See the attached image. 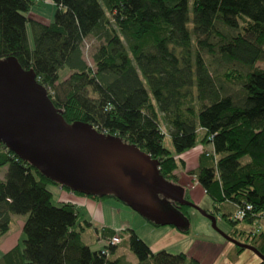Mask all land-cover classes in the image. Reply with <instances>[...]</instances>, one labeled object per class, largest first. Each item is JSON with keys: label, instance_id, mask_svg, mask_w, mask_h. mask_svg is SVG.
I'll use <instances>...</instances> for the list:
<instances>
[{"label": "trees", "instance_id": "1", "mask_svg": "<svg viewBox=\"0 0 264 264\" xmlns=\"http://www.w3.org/2000/svg\"><path fill=\"white\" fill-rule=\"evenodd\" d=\"M40 1L0 0V59L33 69L67 122L91 123L158 159L160 175L186 200L189 190L175 173L184 164L179 156L210 146L191 171L213 200L214 210L206 211L245 223L230 236L241 235L264 255V68L257 64L264 62V0H50L57 6L50 22L28 15ZM91 36L100 42L93 65L82 49ZM3 166L0 233L10 230L14 214L27 218L22 243L0 250V264H120L109 257L117 246L106 242L107 254L85 243L75 203L53 200L50 185L69 187L0 142ZM151 191L181 212L188 233L191 206ZM223 203L252 209L238 221ZM114 231L105 227L103 234L108 240ZM125 231L136 264H200L184 251L154 252L134 229Z\"/></svg>", "mask_w": 264, "mask_h": 264}, {"label": "water", "instance_id": "2", "mask_svg": "<svg viewBox=\"0 0 264 264\" xmlns=\"http://www.w3.org/2000/svg\"><path fill=\"white\" fill-rule=\"evenodd\" d=\"M0 142L73 192L112 194L156 224L184 225L181 212L155 189L198 209L217 229L214 214L184 199L183 189L160 175L158 159L91 123L67 122L34 70L13 57L0 59ZM223 235L264 259L255 246Z\"/></svg>", "mask_w": 264, "mask_h": 264}, {"label": "rangeland", "instance_id": "3", "mask_svg": "<svg viewBox=\"0 0 264 264\" xmlns=\"http://www.w3.org/2000/svg\"><path fill=\"white\" fill-rule=\"evenodd\" d=\"M56 10L57 6L54 3H52L50 0H44L35 4L29 11L28 15L32 18L39 19L44 22H50L53 20ZM29 39L30 42L33 43V37L30 27ZM99 44L100 42L92 36L87 37L82 44L84 59L90 65L94 64L93 54L98 48ZM257 64L259 67L264 68L263 61L258 62ZM63 76L65 77V74ZM163 130L166 131L165 126H163ZM164 144L167 148L173 150V145L169 135L165 136ZM209 147L210 146L208 145H199L198 147L194 148L195 150L193 149L192 151L188 152L185 155L186 160L188 161V166L191 165V163L196 165V153L198 151H202L204 148L209 149ZM186 168L187 167L184 162V164L180 165L177 169L178 173H176L177 170L175 171V173L177 174L179 180H181L182 178L185 179L183 177V173L190 176V180H187L188 184L185 183V185H189V188L191 190L193 189V186H198L193 174H191V171H196L198 169V166L194 170H187ZM6 169V166L0 167L1 179H5ZM50 188L53 189V185H50ZM195 198L190 195V200L198 204L204 210H214L213 200L208 195L202 194L200 199V194L196 193ZM53 200L57 201V196L54 195ZM101 201L103 203V211L100 213V216L105 219L106 225L114 227L128 226L134 229L142 239H144L150 246H152L154 251L166 249L167 251L174 254L184 251L187 253L189 258L192 257L189 256V253H193L201 259V263L203 264H209L208 261L211 258L213 250L217 247V243L224 246L229 244L235 249V251L231 252L230 254V260L233 261L237 257V245L229 241L225 237V235H223V233L230 236V234L235 230L247 228V225L245 223L233 224L223 217H218L216 229L212 226L209 218L202 214V212H200L196 208L189 207L190 229L188 233H185L183 232L184 225L156 224L146 218L144 215L133 210L121 200H118L114 197L102 198ZM230 207V205H224L222 207V210H229ZM80 211V217L82 218L83 216V218L80 219L82 220L81 222L79 219H77V228L81 229V227H83L85 229L83 234L84 241L87 242V244L93 250L102 249L104 247L103 245L106 244L105 238H99L95 229L98 227L100 231L102 224L98 223L99 221H97L95 217V226H90L88 223H86L85 220H83L92 218L90 211L86 207H82V209L80 207ZM233 212L234 211L232 210V212H226V214H230L232 216ZM26 218L27 215L24 214H14L12 216L10 230L4 234L0 233L1 252H4L17 243H22L24 238L22 225ZM125 230L126 229H124L123 231L126 232ZM236 238H238V240L240 241L245 240V238H243L241 235H236ZM109 257L111 260H115L120 257V264H136L138 262L136 254L133 253L129 248L126 237H123V241L119 245V249H117L113 254L109 255Z\"/></svg>", "mask_w": 264, "mask_h": 264}, {"label": "crops", "instance_id": "4", "mask_svg": "<svg viewBox=\"0 0 264 264\" xmlns=\"http://www.w3.org/2000/svg\"><path fill=\"white\" fill-rule=\"evenodd\" d=\"M192 150H189V151H187V152H185V153H183V154H181L179 156L185 162L187 170L188 169L194 170L198 166V156L201 153V151H198L196 153V155H195L196 165L191 163V165L188 166V161L186 160L185 155L188 152L192 151ZM176 173H178V170L176 171ZM183 177L185 179L182 178L183 179L182 180L180 178L181 180H179V183L181 184V186H184V188H187L190 191L189 192L190 195H192L194 198H195V194L196 193L200 194V199H201V195L205 194L204 190L201 187H198L199 185L198 186H193L192 185L193 189L190 190V188H189L190 186L189 185H185V183L188 184L187 180H190L189 179L190 176L185 174V173H183ZM53 192H54V195L57 196L58 201H70L72 203H75L78 206L79 211H80V207H81V209H82V207H86L90 211V214L92 215V218L83 219V220H85L86 223L88 222L90 224V226H95V217H96V220L99 221L98 223L102 224V227L100 228L101 229L100 231H99L98 227L95 228L96 231H97V235H98L99 238L100 237H104L105 238V243L107 242V239H106V237L103 234V229L105 227L106 228H112L114 230H116V229H132V228H130L128 226H124V227L123 226L122 227L121 226L120 227L115 226L114 227V226L106 225L105 224V219H103V217L100 216V213L103 211V203H102L101 199L99 200V199H96V198H93V197H90V196L76 194L73 191H67V190H65V189H63L61 187H57V186H54ZM224 205H230L231 206L229 210H226V211L222 210L224 213H226V212L230 213L234 209V206L231 203H223L221 205V207H223ZM222 211H221V213H223ZM80 216H81V213H79V216H78L79 220L83 218V216H82V218ZM81 221L82 220H80V222ZM84 231H85V229H83L82 238H83ZM125 236H126V238H128V233L127 232H125ZM85 243H87V242H85ZM105 245L106 244H104L103 246L105 247ZM13 246H11V247H13ZM10 248H8L7 250H9ZM151 248L154 251L152 246H151ZM117 249H119V246L117 247ZM7 250H5V251H7ZM156 251H154V252H156ZM233 251H235V249L232 246H230L229 244L224 246L222 244L217 243V247L213 250V252L211 254V258H210V260L208 262H209V264H258L261 261V259H262L254 251H252L250 249H245L242 252H237L236 253L237 257L232 261V260H230V254ZM189 256H192L193 258L199 260L200 264H203V263H201V259L197 255H195L193 253H189Z\"/></svg>", "mask_w": 264, "mask_h": 264}, {"label": "built area", "instance_id": "5", "mask_svg": "<svg viewBox=\"0 0 264 264\" xmlns=\"http://www.w3.org/2000/svg\"><path fill=\"white\" fill-rule=\"evenodd\" d=\"M251 209H252V206L250 204H247L245 206H237L231 217L234 220L242 221L245 219L246 214ZM123 230L124 229H116L114 233L112 234V236H110V238L107 240V245L118 247L122 243L123 237H126L125 232ZM102 253L108 254L109 253L108 248L104 247L102 249Z\"/></svg>", "mask_w": 264, "mask_h": 264}]
</instances>
